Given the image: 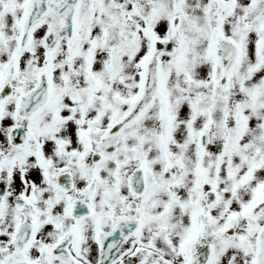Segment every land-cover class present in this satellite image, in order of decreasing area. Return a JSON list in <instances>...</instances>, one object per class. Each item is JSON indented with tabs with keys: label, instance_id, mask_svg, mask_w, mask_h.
Wrapping results in <instances>:
<instances>
[{
	"label": "snow or ice",
	"instance_id": "obj_1",
	"mask_svg": "<svg viewBox=\"0 0 264 264\" xmlns=\"http://www.w3.org/2000/svg\"><path fill=\"white\" fill-rule=\"evenodd\" d=\"M0 264H264V0H0Z\"/></svg>",
	"mask_w": 264,
	"mask_h": 264
}]
</instances>
